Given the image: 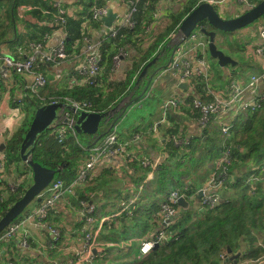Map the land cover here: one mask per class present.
<instances>
[{"label":"trees","instance_id":"1","mask_svg":"<svg viewBox=\"0 0 264 264\" xmlns=\"http://www.w3.org/2000/svg\"><path fill=\"white\" fill-rule=\"evenodd\" d=\"M89 1L76 2L78 6H83V9L72 4L74 14L67 17L65 27L67 37L65 41L68 53L74 51L76 54H81L85 47V43L82 40L83 34L86 33L83 29V23L85 17L91 14L88 11L90 7ZM160 1L138 0L137 12L135 13V18L138 21L137 26L134 29L123 27L115 39L117 46L114 47L113 39L103 36L101 51L104 59V72L99 78L111 72V56L117 52L118 47H126L130 50L131 46H138V42L144 36L143 34L147 33L146 27L152 23L153 13ZM204 1L207 0H189L181 9V12L174 16L173 23L164 33L161 31L153 32L152 35H154L155 40L150 41L151 45L147 49L141 65H147L157 56L170 34L176 31L183 19ZM251 1L254 4H258L262 0ZM22 2L30 3L34 7V9L30 10L31 13L34 12L38 18L43 15L41 21L46 20L41 25H28L30 34L34 35L37 32L36 36L39 33L44 35V32H51L55 29V25L52 26L48 23L53 18L54 8L52 0H0V43L3 41L14 42V25L17 23V10ZM99 2L100 0H98V4ZM90 23L94 26L100 25V23L95 21H90ZM42 37L33 41H43ZM15 42H18V38ZM40 64L38 70H43L46 74L49 73V70H45L49 65ZM3 85L0 80L1 90L4 88ZM129 86L130 81L116 83L104 93L98 87V84H81L56 92V96L51 99L65 100V98H72L79 101H87L92 104L90 111L106 113L113 109L128 93ZM38 99L35 97V99H29L27 102L39 104L40 98ZM40 105L42 104L40 103ZM124 112L125 110L121 111V116ZM74 116L78 118L79 115L75 114ZM119 119L121 117L116 122ZM232 125L231 136L225 144L229 145L232 150L233 160L229 166L228 174L233 175L234 178L226 184L227 188L223 193L222 201L215 208L198 207L196 210H192L190 207L189 209H182L181 215L177 220L165 224L155 215L150 217V212L143 216V211H141L139 206L143 205L147 198L145 196L141 197L138 201V207L136 206L137 209L134 206L130 216L123 214L103 223L104 227L100 231L98 240H106L114 242V244L105 247L103 252H98L97 250L94 259L86 264H219L220 255L222 253L229 254L228 248L231 249L232 254L238 253L242 238L248 241L250 247L248 252L242 257L243 260H256L263 257L264 242L261 245H257L258 243L255 245V242L258 239V235L263 234L264 231V181H261L262 179L255 181V189L253 190L249 179L252 173L259 174V171H254L252 167L261 165L264 162V101L260 109L248 115V119L244 121L236 118ZM29 126L30 121L27 119L4 143V164H7L11 172L17 173L13 168L22 161L20 148ZM106 126H100L98 132L94 135L78 133L79 142L76 141L70 131L67 132L64 141L59 142L56 133L52 129H48L38 136L32 151V159L44 167L58 169L54 179L60 178L69 183L76 177L81 163L90 156L91 147L95 144V141L105 138L111 131ZM173 131L178 132V126L173 128ZM190 138L192 144L189 146L188 151H184L172 143H170V147H167L166 150L169 153L170 160H164L161 163L157 184L152 189V194L168 192L174 185L175 189L180 194H183L191 205L193 200L197 199L201 181L212 171L213 162L220 156L221 149L225 144L221 132L212 128L206 129L203 136L192 135ZM175 159L177 160L173 163ZM133 164L136 165L135 163ZM22 165L21 167H16L21 168L22 172L17 173L18 176L14 179L21 181L19 188L15 191L7 189L8 194L6 196L0 190V195H3V199H0V218L23 195L30 185L26 169L31 170V168L24 163ZM101 173L95 175L92 178L93 180L90 179L92 180L90 183L96 180L94 183L98 182L99 186L102 187L108 181L114 182L117 180L113 176L105 177V175L109 176L110 169ZM175 173L179 177H175ZM145 176L146 174L142 173L137 179H134V184L139 185ZM1 180L0 177V183ZM79 190L77 189L78 202L82 199L87 202L86 194L80 193ZM192 194L194 197L191 196ZM120 205L119 203L118 207ZM107 208L108 205H104L103 209L106 210ZM51 212L50 210V214ZM106 213L108 212L101 210V214L106 215ZM110 214L112 213L108 215ZM123 219L126 221L123 222ZM150 219L153 220V229L148 224ZM118 224L122 227L121 230L117 228ZM139 226L141 227L138 228ZM162 232L165 238L160 243L155 244L147 254H141L140 246L142 240L154 239ZM121 240H131V244L124 247L115 245L119 244ZM8 261L14 262L11 259ZM228 264H231L229 260Z\"/></svg>","mask_w":264,"mask_h":264},{"label":"crops","instance_id":"2","mask_svg":"<svg viewBox=\"0 0 264 264\" xmlns=\"http://www.w3.org/2000/svg\"><path fill=\"white\" fill-rule=\"evenodd\" d=\"M77 1L83 2L88 0L64 1L66 3L64 4L68 7L67 9L72 12V14H74L72 4H75L77 7L83 9V6L81 7L76 4ZM188 1L189 0H161L157 4L156 9L153 13L151 29L149 30V32L143 34L144 36L138 42V46H131L130 55L123 59L122 65L116 71L107 73L104 77L99 78L98 87L103 90L104 93L110 90L112 88L111 86H114V84L116 83L119 84L130 81V88L128 90V93L125 94L122 100L126 97V95L129 94L128 97L131 98V104L133 101V103L136 104L141 100L149 99L150 102H148V105H152L151 101L154 98V102L156 104L155 106H148L151 108L147 111L140 114L131 115V117H128L127 119H125L124 116L121 117L120 113L119 116L121 117V119H119V121L115 123L118 138L121 140V142L128 143L125 144L127 152L132 156L136 155L137 160H134L133 158H130L129 160L124 156H118L116 159L104 157L96 165L95 169L92 172L94 173V175L91 174L90 179H92L95 175L100 174L102 171V173H104L107 169H110L109 176L105 175V177L113 176L117 180L114 182L108 181L104 186L100 187L98 182L94 183V181L96 180L90 183L93 179H89L90 181H87L88 183L86 182L84 185L77 188L80 189V193L83 192L86 194L85 197H87L88 205H95L96 207L97 214L95 213V222L93 228L99 226L101 220V226L103 228V223L107 220L111 221L115 217L121 216L123 214L130 216L133 212L134 206L135 208L136 206L138 207L139 199L144 196L147 198V200L143 203V205L139 206L141 211H143V216L150 212V217L152 215H155L159 219H161L160 221H162L161 205L166 199L169 192L172 189H175V187L174 185H172V188L165 193L152 194V189L157 184L156 182L158 176L150 182V189L146 190L144 193L141 192L140 197L138 198L137 202L133 204L130 212L122 213L121 215L116 214L121 211L123 205L131 198V196L137 193L138 188L143 183L142 180L139 185H135L134 179H137L142 173L146 175L148 173V169L140 164V159L149 157L150 159L163 158V161H169V153L166 149L167 147H170V143L168 142L167 138L171 133H174L173 128H175L176 126H178V132L182 134L198 135V129L192 117L191 109L188 105L182 107L178 111L170 109L167 115H164L163 109V104L167 99L171 97H178L179 99L185 98L187 101H190L193 96H196V90L192 91L188 88L181 87V85L179 86L177 79L164 71L166 60L165 57H159V53L157 54V58L154 62H149L147 65H141V63L143 62L142 59L146 54L147 49L151 45L150 41L155 40L154 35L150 37L151 33H153L154 31H161L162 33H164V31L173 23L174 16L178 15L181 12V9L184 7V5H186ZM220 1L226 4H230V9L231 7H233L234 9V6L238 4V2H235L234 0ZM89 3L90 7L88 11L90 12L91 0L89 1ZM99 4L105 5L108 8H112L114 12L117 13L116 19L118 20L123 17L128 10V5L126 4L125 0H100ZM27 5H30V3L22 2L18 7L17 23L16 25H14V37L15 33L17 34V36L16 38H13L14 42H1L0 49L3 54L25 57L26 54H29L31 52L28 44L33 40H39L43 35V33H39L36 36L37 32L34 35L29 33L28 25H41L46 22V20L41 21L43 19V15L38 18L34 12L31 13L30 10L34 9V7H32L30 10H26L25 7ZM238 5L240 7V11L242 12V6L240 4ZM234 16H236L235 13L230 11L226 13L224 17L230 18ZM87 27L89 33L92 35L93 42L100 41L103 36L105 27L102 24L94 26L92 25V23H89ZM17 38L18 42H15ZM58 40L59 36L57 34L52 35L45 44L46 48L52 49V47H54L58 43ZM217 43L223 44L224 51L227 54L231 55L236 61V64L234 65L229 64L231 65V70H227V67L223 70L218 67L217 60L211 56L215 60L213 64L215 77L217 78L222 88L226 87L228 79H226V76L230 73H232L237 78H245L251 73L262 71L264 67V60L261 57L257 56L253 51L254 46L259 43L258 35L257 40L253 44V46L248 45L246 47V52H242L241 50L231 52V48L228 49L225 47V42L221 39V37L217 39ZM22 50L24 51L23 54L21 53ZM77 55L78 54L72 51L71 53H69L68 59L63 63L59 65L49 66L47 64L48 67L45 69L49 70V73L47 74L46 72L41 70L48 78L49 87L47 85L45 88L39 90L38 95L32 94L29 90V87L34 82V77L31 74L13 73L8 81L0 79L2 81V84H4L3 90L0 89V159L5 160V153L1 151L2 144L6 143L7 138L24 122H26L29 117V107H32L34 109L35 114L37 105L39 106V104L43 102L42 100L51 99L53 96H56V92H61L63 90H66L67 88L81 85L80 83H82V77L78 76L76 73V66L78 64ZM40 63L38 67H40ZM150 63L151 65H149ZM145 68L146 71L143 73ZM74 79H77V82L79 83L72 84V82H74ZM262 88L264 89V81L262 84ZM152 90H156L157 93ZM197 91L201 92L200 89H198ZM27 92H29V98L25 99V97L23 98V95L28 94ZM150 93H153L152 97L150 96ZM190 95L192 96L190 97ZM35 97H37V99L40 98L39 104H36L34 102H27L29 101V99H35ZM19 98L23 99L22 103H18L17 100ZM121 101H119L118 104ZM118 104L115 107H117ZM128 109L122 108L121 111H127ZM14 111H18L19 114L15 116ZM101 126L104 127L106 125L104 124V122H102ZM154 126H156V129H154ZM106 127L109 130L110 124H108ZM4 149L5 148H3V150ZM176 160L177 159H175L173 163L176 162ZM133 163H135L136 165H134ZM215 163L216 161L213 162V167H215ZM140 166L143 168H141ZM212 171H210L206 178L201 181L198 191L206 183ZM2 172V175H0L2 179L0 190L6 196L8 194L7 183H9L10 180L15 179L18 174L11 172L9 167L7 166H5V170ZM26 172L28 173L27 177L30 179V177L32 176V171L30 169H26ZM175 175V177H179L177 173H175ZM8 177H10V179H8ZM233 178L234 176L232 175L231 179ZM226 188L227 186L219 192V199H222L223 193L226 191ZM76 194L77 195L75 196L66 195L63 200H61L57 205L50 209L52 211L51 214L49 211V223L52 226L58 228L60 231V238L57 241L54 240V236L47 228L40 227L35 223H27L19 228L16 238L0 242V264H6V262L10 259L13 260L15 264H69L70 261L74 259L75 253L82 251L81 245L83 244L84 236L82 227V209L84 208V205L81 204V202L84 200L82 199L80 200V202H78V192ZM191 196L194 197L193 194ZM194 200L196 201V205L198 207H201L200 199L198 198V196L197 199ZM39 203H41V201ZM117 203L121 204L120 207H118ZM38 204H36V206L34 207H31L26 213L37 209L40 206V204ZM104 205H108V208L106 210L103 209ZM101 210L108 213H106V215L101 214ZM109 213L112 214L108 215ZM21 217L19 219H22ZM123 220V222L126 221L125 219ZM79 221L81 222L80 224ZM148 224H150V227L152 229L154 228L152 219L149 220ZM140 227L141 226H139L138 228ZM117 228L120 230L122 229L119 224L117 225ZM101 230L102 229H100V231ZM100 231L96 235L98 245L97 249H94V255H96L97 250L98 252H103L105 250V247L114 244V242L98 240ZM23 237L29 242L30 248L24 249L21 246L20 240ZM131 240L121 241H127L129 244H131ZM147 240L149 239H143L142 241ZM262 242H264V231L263 234L258 235V239L255 242V245L257 243V245H261ZM249 248L250 247L248 241L242 238L240 240V250L238 251L239 257L241 258L239 259L238 257V261L243 260L242 257L244 256V254H246V252H248ZM230 256L231 255H229V261L231 262V264H233L230 260ZM79 261L80 264L88 263L83 255L82 258H79Z\"/></svg>","mask_w":264,"mask_h":264},{"label":"built area","instance_id":"3","mask_svg":"<svg viewBox=\"0 0 264 264\" xmlns=\"http://www.w3.org/2000/svg\"><path fill=\"white\" fill-rule=\"evenodd\" d=\"M64 1L52 0V6L54 8L53 18L48 23L52 26L55 25V29L51 32H45L42 37L43 41L30 42L28 44L31 51L29 54H26L25 57H17L11 54L0 55V78L2 80L8 81L13 73L31 74L34 77V82L29 87V90L32 94L38 95L39 90L45 88L48 83V78L45 73L39 71L37 68L39 63L59 65L68 59L69 53L65 41V27L67 17L73 14L67 9L68 7L64 4ZM207 1L215 8L219 4V0ZM125 2L128 5V10L125 15L119 20L115 19L114 23L110 27H107L104 25L102 18L107 15L109 8L105 5H99L97 0L91 1V14L85 17L83 23V29L86 33L83 34L82 40L85 43V47L81 54L77 55L78 64L76 66V73L82 77V83L80 84H98V78L104 70V59L101 51L103 36L113 39V45L115 47L117 46L115 39L123 27L136 28L138 21L135 18V13L137 12L138 0H125ZM237 2L242 6L241 8L243 10L256 5L251 0H237ZM32 7V5H27L25 9L30 10ZM90 21L98 22L105 27L100 41L93 42L92 35L89 33L87 27ZM150 25L146 27L147 32L151 29ZM54 34L59 36L58 43L52 49L46 48V42ZM257 35L259 37V43L254 46L253 51L264 60V25L257 29ZM21 53L23 54L24 51L22 50ZM129 55L130 50L126 47H118L117 52L111 56V73L116 71L122 65L123 59ZM158 56L165 57L164 71L177 79L179 86L186 83L189 90H196V96H193L190 101H187L185 98L179 99L178 97L167 99L163 104L164 115H167L170 109L178 111L188 105L196 123L198 135L200 136L204 135L206 129H217L221 132L225 144L231 136L232 122L236 118L245 121L251 112L260 109L262 106L264 101V89L262 88L264 67L262 71L251 73L245 78H237L230 73L226 76V79L228 78L226 87L222 88L213 71L215 60L209 53V38L199 29L192 31L190 35L186 36L179 26L167 38ZM73 81L72 84L79 83L77 79ZM198 89L201 92L197 91ZM27 93L23 95V98H29V92ZM22 100V98H19L17 101L18 103H22ZM42 101V105L59 102L64 104V107L58 111V117L54 120L50 128L56 133L59 142L64 141L68 131L79 142L78 133L74 127L77 118L74 115H79L82 111H90L92 104L87 101H79L72 98H65V100L53 98L50 101ZM121 109L120 106H117L107 112L102 122L105 125L110 124L109 129L111 131L105 138L95 141V144L91 147L90 156L81 163L76 177L69 183H66L60 178L54 179L49 187L41 194L40 206L31 211L26 217L10 223L0 235V241L16 238L19 228L27 223H35L40 227L47 228L54 236V240L57 241L60 238V231L49 223L50 209L63 200L66 195L75 196L77 188L84 185L90 179L91 174L94 175L92 172L102 158L110 157L116 159L118 156H124L129 160L130 158L137 160L136 155L132 156L127 152L125 144L128 143H123L118 138L115 123L116 119L120 117ZM18 114V111H14L15 116ZM66 118H71V123L66 124L64 121ZM154 129H156V126H154ZM191 136L174 132L168 136L167 140L174 146L188 151L189 146L192 144ZM232 160L231 147L225 144L221 149L220 156L216 160L211 175L200 189L202 191V197L200 198L202 208L213 209L222 201V199H219V192L226 187V184L232 178V175L228 174ZM4 162V159H0V173L4 171ZM139 162L143 167L148 169V173L138 188L137 193L131 196L123 205L121 211L116 215L130 212L131 207L137 202L141 192L144 193L150 189V182L155 177L157 178L163 158L150 159L148 157L140 159ZM252 169L259 171L257 175L252 173V178L250 177L249 179L251 188L254 190V182L259 179H264V162L261 165L253 166ZM20 184V180H10L7 183V189L15 191L19 188ZM181 195L183 194H180L177 189H172L163 201L161 205V218L165 224L171 223L180 217L182 207L178 201ZM0 199H3V195H0ZM81 204L84 205L82 209V227L84 233L83 244L81 245L82 251L76 252L74 259L69 264H80L79 258H82V255L88 262L93 260L95 256L94 249L98 245L96 235L102 229V220L99 226L93 228L95 222L94 214L96 212L95 205H88L86 201H82ZM164 238L165 235L162 232L154 239L142 241L140 253L147 254L155 244L160 243ZM20 244L24 249L30 248L29 242L24 237L20 240ZM128 244L127 241H120L116 245L124 247ZM228 260L229 254L222 253L219 264H227ZM6 264L15 263L8 261ZM238 264H264V256L256 260L238 261Z\"/></svg>","mask_w":264,"mask_h":264},{"label":"water","instance_id":"4","mask_svg":"<svg viewBox=\"0 0 264 264\" xmlns=\"http://www.w3.org/2000/svg\"><path fill=\"white\" fill-rule=\"evenodd\" d=\"M217 10L218 9L208 1L200 3L183 19L180 29L186 36L197 29L206 34L209 38V53L217 60L219 67L224 70L229 64H236V61L217 43V39L222 37L220 33H225L226 37L228 34L264 16V0L252 8L244 9L241 14L230 18L221 16L220 12ZM116 18L117 13L114 12L112 8H109L107 15L104 16L102 20L105 26L110 27ZM16 36L17 34L15 33L14 38H16ZM1 54L3 53L0 49V55ZM156 58L157 56L151 62H154ZM149 65H151V63ZM145 71L146 68L143 73ZM181 87L187 88V84L183 83ZM63 107L64 104L59 102L43 104L36 108L34 117L20 148L22 162L31 168L32 182L23 195L9 207L6 213L0 218V234L10 223L20 217L31 203L41 201V194L49 187L58 172V169L44 167L39 162L34 161L31 155L38 136L51 128L54 120L58 117V111ZM106 114L107 112L82 111L74 124L77 133L96 134ZM64 121L66 124H69L72 119L66 118ZM4 147L5 144H2L1 151H3ZM201 197L202 191L199 190L198 198L200 199ZM178 202L182 209H189L191 206L184 195L180 196ZM228 252L231 254L230 260L232 263L238 264L239 254H232L230 248H228Z\"/></svg>","mask_w":264,"mask_h":264},{"label":"rangeland","instance_id":"5","mask_svg":"<svg viewBox=\"0 0 264 264\" xmlns=\"http://www.w3.org/2000/svg\"><path fill=\"white\" fill-rule=\"evenodd\" d=\"M234 1L237 2V0H234ZM229 5L230 4L223 3L222 1L219 0V4L217 5L216 8L220 11V15L221 16L224 17L225 14L228 13V12H230V11H232L233 13H235L236 16L242 13L240 11V9H239L240 7H239L238 4L234 6L235 7L234 9H233V7H231V9H230V6ZM263 24H264V16H262L261 18L255 20L254 22L248 24L247 26L242 27V28L238 29L237 31L228 34L226 37H225V35H226L225 33H220V35H222L221 39L224 40L225 47L226 48H228V49L231 48V52H235L236 50H241L242 52H246L247 51V48L246 47L248 45H252L253 46V44L256 42V40H257V29L259 27H261ZM150 27H151V25H150ZM152 34L153 33H151V36L150 37H152ZM219 45L221 47L224 46L223 44H219ZM217 64H218V62H217ZM218 67H219V65H218ZM230 67H231V65H228L227 66V68H228L227 70H231ZM215 69H216V66H215ZM152 91H155L157 93L156 90H152ZM128 95H126V97L118 104V106H120L121 108H124V109H128L129 108L127 111L125 110V112L122 115V116H124L125 119H127L128 117H131V115L140 114L142 112H145V111H147L148 109L151 108V107H148V106H155V104H156L154 102L155 98L152 99V101H151V104L152 105H148V102H150L149 99L141 100V101H139L136 104H134L133 103L134 101H133L132 104H131L130 103L131 102V98L128 97ZM152 95H153V93H150V96L151 97H152ZM33 114H34V109L32 107H29V117H28V119H29L30 123H31V121L33 119L32 118ZM176 133H178V132H176ZM22 163L23 162L20 161L19 164H17L15 166V168H13V170H15V172H17V173L22 172V169L21 168H16V167H21L22 166ZM5 166H7V164ZM5 166H4V170H5ZM2 173H0V175H2ZM8 179H10V177H8ZM261 181H264V180H261ZM29 182L31 184V182H32V176L30 177ZM0 185H1V183H0ZM38 203L39 202L31 203L29 205V207L26 209V211H24L21 216L22 217H26L30 213V212L29 213H26V212L31 207L36 206V204H38ZM191 208H192V210H196L198 208V206L196 205V201L195 200H193V203H192ZM18 220L19 219H17L16 221H18Z\"/></svg>","mask_w":264,"mask_h":264}]
</instances>
